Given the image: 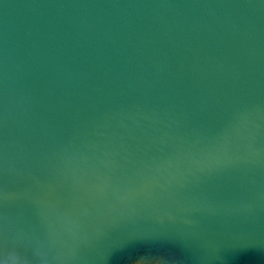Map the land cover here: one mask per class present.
Returning <instances> with one entry per match:
<instances>
[{"label":"water","instance_id":"obj_1","mask_svg":"<svg viewBox=\"0 0 264 264\" xmlns=\"http://www.w3.org/2000/svg\"><path fill=\"white\" fill-rule=\"evenodd\" d=\"M0 264H264V0H0Z\"/></svg>","mask_w":264,"mask_h":264}]
</instances>
